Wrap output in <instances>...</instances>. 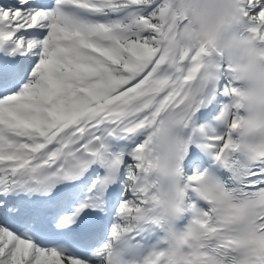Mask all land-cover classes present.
I'll use <instances>...</instances> for the list:
<instances>
[{
	"label": "snow or ice",
	"instance_id": "obj_1",
	"mask_svg": "<svg viewBox=\"0 0 264 264\" xmlns=\"http://www.w3.org/2000/svg\"><path fill=\"white\" fill-rule=\"evenodd\" d=\"M0 264H264V0H0Z\"/></svg>",
	"mask_w": 264,
	"mask_h": 264
}]
</instances>
